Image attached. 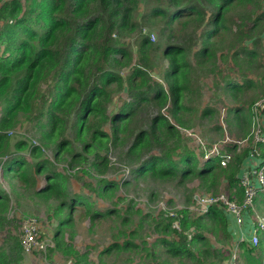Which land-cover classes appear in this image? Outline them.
<instances>
[{"label": "trees", "instance_id": "1", "mask_svg": "<svg viewBox=\"0 0 264 264\" xmlns=\"http://www.w3.org/2000/svg\"><path fill=\"white\" fill-rule=\"evenodd\" d=\"M139 19L162 24L159 34L166 41L161 50L165 62L162 77L153 71L156 49ZM263 33L264 0H0L1 174L33 191L38 200L56 201L51 210L58 221L55 249L76 264H88L87 253L63 247L57 238L73 223L76 208L92 225L115 216L125 227L130 216H141L129 234L118 229L113 235L114 239H127L113 241L100 255L138 249L130 239L139 237L145 217L134 205L121 213L117 206L124 199L114 195L121 188L150 179L174 183L186 201V207L172 215L160 211L150 220L149 231L160 236L154 246L165 248L166 254L179 259L178 264L186 259L192 264L225 262L208 236L219 235L221 245H231L228 216L216 203L203 215L193 217L188 209L195 193L187 184L198 180L203 193H225L241 202L244 190L238 176L254 144L251 138L242 149L228 144L225 149L233 158L221 167L218 157L205 159L203 151L195 154L189 147L191 139L182 131L189 130L197 113L199 120L217 115L214 107L198 109L193 103L201 99L199 82L204 83L206 72L218 73L219 81L224 78L218 69L219 63L227 61L221 43L229 45L235 40L239 45L242 39L255 43L254 48L242 50L246 52L244 60L254 67L261 59L257 44ZM135 34L138 58L134 62L127 40ZM250 77L244 85L228 82L225 88L232 93L248 91L253 84ZM122 92L127 100L114 105L116 95ZM258 99L245 109L240 105L228 109L225 122L229 135L233 130L242 133L237 135L240 140L250 136L252 106ZM18 125H25L27 132L13 139ZM211 131L224 137L221 126ZM258 149L262 157L264 146ZM45 151L77 173L75 179L96 178L95 185L83 182V187L102 200L111 198L113 207L101 211L89 194H71L69 175L58 172L44 157ZM112 151L122 163H113L115 168L109 160ZM120 169L126 172L123 177L104 178L111 170L116 174ZM41 175L46 185L37 188ZM7 212L8 197L0 190V225L8 222ZM20 237L21 232L18 237L10 235L0 246V264H23ZM239 247L243 250L241 264H262L258 255L264 251L263 244L254 248L241 242ZM146 258L157 261L159 257L152 252Z\"/></svg>", "mask_w": 264, "mask_h": 264}, {"label": "rangeland", "instance_id": "2", "mask_svg": "<svg viewBox=\"0 0 264 264\" xmlns=\"http://www.w3.org/2000/svg\"><path fill=\"white\" fill-rule=\"evenodd\" d=\"M145 19H139V23H143ZM159 25V26H158ZM154 25L144 22L142 24V29L144 34L150 33L154 35V41L150 38V42L155 46L156 51L152 54L153 71L156 72L157 76L162 77V71L165 66L163 57L161 56V50L165 46V38L160 37L159 30L162 28V24ZM177 30V29H176ZM187 35L188 33L185 32ZM150 35V37H151ZM137 34L134 35L132 39L127 40L132 47L134 53V62L137 60L136 54V41ZM174 43V40H172ZM244 43V42H243ZM241 43L237 45V42L233 40L229 45L223 42L220 45V50L227 56V61L218 64V69L221 71V77H224L220 81L218 80V73L213 75L209 72L205 73L204 83L202 80L199 82V90L201 94V99L193 103V107L201 109L206 106L214 107L217 110V115L213 118H207L205 120H199L197 117L200 113L194 116L193 124L189 128L190 132L193 133L194 137L190 140L189 147L195 154H200L201 151L208 152L210 147L222 140V136L218 133L212 132L211 129L221 126L223 132L226 128L228 109L236 105H240L245 109L251 100L249 95L251 92H230L227 91L225 86L228 82L244 85L247 76H252L258 82L263 83L262 72L260 69L259 60L258 66L252 67L251 61L244 60V54L246 52L242 51L246 47H252V44L244 46ZM233 49V51H231ZM230 52V53H229ZM194 52L190 53L189 60L192 61V55ZM236 53L235 55H232ZM231 57V58H230ZM243 58V59H242ZM248 59V58H247ZM257 62V61H256ZM249 70H247V69ZM241 89V88H240ZM122 100H127V95L125 92L116 95L113 104L120 105ZM225 109V114H221V110ZM225 126V127H224ZM15 136L13 139L23 136L25 131L27 132L25 125H18L16 127ZM228 131V130H227ZM224 140V137H223ZM44 157L52 161L54 168L60 172L69 175L68 180V190L71 194H89L88 189L83 187V182H89L93 185L96 184V178L85 177L83 180H77L74 176L77 173L71 170L65 163H57L50 151H45ZM26 158L30 163L33 161L29 154H26ZM109 160L112 162V166L115 168L113 163L122 164L119 161V156L116 152L112 151L109 154ZM115 158V160H114ZM1 164V163H0ZM116 170H111L104 178L109 180L119 179L126 173L124 169H120L118 173ZM128 177V176H127ZM77 180V181H76ZM46 185L44 177H37V188L44 187ZM187 187L191 189L195 194L204 192L199 188V181L192 180L187 184ZM36 189V188H35ZM0 190L4 191L8 197V212L6 214V219L8 222H4L0 225V246L5 244L8 236H17L20 233L21 222L26 216H31L37 219L40 225L41 237L45 239L48 244H54V249L47 251L46 253L34 252L31 254H23V264H76L75 261L70 256L63 255L59 250L55 249L56 232L58 229V221L52 217V207L56 204L55 200H49L44 202L38 200L39 198L33 195V191H26L23 186L18 183L15 179L7 180L3 178L0 169ZM2 193V192H1ZM154 197L150 198V194ZM264 194V192H258L254 198L253 207H255V200L259 195ZM95 206L98 210H105L113 207L111 204V198L105 197L102 200L90 193ZM114 197H121L124 201L120 202L117 207H120L121 213H125L126 209L131 206H135L136 209L141 211V215L145 217L141 221L143 229L139 231V237H132L130 240L134 241L138 249L133 248L130 251H124L123 253L112 252L111 255L101 254L103 249L111 246L117 242H123L127 237L114 239L113 235H117L118 229L125 230L126 234H129L139 223L140 217L138 215L130 216L132 220L121 227L119 225V219L113 216L110 219H102L96 221L94 225L89 223L86 219L79 216V209L76 208L73 213V223H69L65 229L62 230L61 234L57 236L60 244L64 246H71L75 251L80 254L87 253L88 264H146L153 261V264L165 261L167 264H178L179 259H174L166 254L165 248L160 245H155L154 243L158 237L157 234H152L149 231V222L152 218H157L159 211H172L175 212L179 209L186 207L185 195L181 188L175 187L174 183L171 182H157L148 179L147 182H140L135 186H130L126 189L121 188ZM118 198V199H119ZM258 200H264V195L260 196ZM192 204V203H191ZM191 204L189 206H191ZM150 232V233H149ZM263 236V235H262ZM211 244L214 247H220V236L219 235H209L208 236ZM143 243H146L145 250L142 248ZM263 240V239H262ZM261 244V237L259 239V245ZM258 245V246H259ZM223 250V249H222ZM155 252L158 255L157 261L155 259H147L146 255L148 253ZM195 252H198L197 247ZM224 252V251H223ZM228 253V251H227ZM262 256L264 251L260 252ZM225 258L226 252H224ZM222 253V255H224ZM71 258V259H70ZM260 259V256L258 257ZM224 262L223 264H227ZM183 264H192L190 260L186 259Z\"/></svg>", "mask_w": 264, "mask_h": 264}, {"label": "built area", "instance_id": "3", "mask_svg": "<svg viewBox=\"0 0 264 264\" xmlns=\"http://www.w3.org/2000/svg\"><path fill=\"white\" fill-rule=\"evenodd\" d=\"M154 41V35H151ZM264 113V97L257 101L253 106V144H262L264 146V133L261 123ZM191 130L185 131L184 135L193 139L194 135ZM228 144H235L239 148H243L247 144V140H235L229 138L225 134L224 140L212 145L208 152L205 154V159L212 155L219 158L221 167H226L233 158V155L226 151L225 147ZM239 183L244 190L242 202H236L235 199H229L225 193L220 194H206L196 193L193 195L191 206H189V213L193 217L203 215L208 209L218 203L225 215L232 218L237 226L243 225L244 214L253 209L254 198L258 192H264V155L261 157V151L253 146L250 157L242 164L239 174ZM160 212V211H159ZM169 214L172 215V211ZM21 247L24 253L31 254L34 252L46 253L49 249L53 248V244L41 237L40 225L36 218L26 216L21 222ZM175 228H178L175 223ZM264 235V218L257 217L255 226L250 236L249 242L253 247L259 245L260 235ZM228 251V253H227ZM227 257V264H238L239 247L237 244L229 245L225 248Z\"/></svg>", "mask_w": 264, "mask_h": 264}, {"label": "crops", "instance_id": "4", "mask_svg": "<svg viewBox=\"0 0 264 264\" xmlns=\"http://www.w3.org/2000/svg\"><path fill=\"white\" fill-rule=\"evenodd\" d=\"M254 39H255V37H254ZM246 45H247V43H246ZM252 45H253L252 48H254L255 43L253 44V42H252ZM257 51L261 54V58H262L259 66H260V69L262 72V80L264 81V33L260 36V42L257 44ZM250 79L252 80L253 84H252L251 88L248 90L249 92H251V94L249 96L253 99H256V98L263 96L264 95V82L263 83L258 82L253 77H250ZM263 126H264V119H263ZM237 135H239V137H240L242 135V133H240L239 131L234 132L232 130V133L230 136L232 138H238ZM262 195H264V194H262ZM262 195H259L256 198L255 207H253V209H252V214L250 212H248L244 215L242 226H240V227L237 226L235 224L234 220L232 218L228 217V230L231 233V236L233 238L232 242H236L239 244L241 242H243L244 244H249V246L252 247L250 245L249 239H250V235L252 234L254 223H255L257 217L264 218V200H258L259 197ZM261 244H263V246H264V237H261ZM242 253H243V250H241L239 247V264H241L240 254H242ZM258 256H262V255L259 253ZM261 261H262V264H264V255L262 256Z\"/></svg>", "mask_w": 264, "mask_h": 264}, {"label": "clouds", "instance_id": "5", "mask_svg": "<svg viewBox=\"0 0 264 264\" xmlns=\"http://www.w3.org/2000/svg\"><path fill=\"white\" fill-rule=\"evenodd\" d=\"M151 35V34H150ZM151 38V37H150ZM241 42L244 44V46L246 45V40L245 39H242L241 40ZM264 97V95L263 96H261V97H259V99L257 100V101H259L260 99H262ZM256 101V102H257ZM255 102V103H256ZM254 103V104H255ZM254 106V105H253ZM253 106H252V116H253ZM221 114L222 115H224L225 114V109H222L221 110ZM252 119H253V117H252ZM263 119H264V113H263V117H262V120H261V123H262V126H263ZM225 127V126H224ZM263 128H264V126H263ZM185 131H188V130H185ZM185 131H182V135L183 136H185L184 135V132ZM224 131L225 132H223L224 133V137H225V134H227V136L229 137V138H232L230 135H229V133H228V131L224 128ZM263 133H264V130H263ZM252 134H253V121H252V131H251V134H250V136H248L246 139H244V140H247L248 141V138H251V141H252ZM223 139V138H222ZM232 139H235V140H240L239 138H232ZM240 141H242V140H240ZM253 143V142H252ZM235 145V144H234ZM247 145V144H246ZM259 145H262V144H254V146H256L257 148L259 147ZM237 146V145H236ZM245 147V146H244ZM243 147V148H244ZM240 149H242V148H240ZM232 154V153H231ZM240 171H241V169H240ZM240 174V173H239ZM238 179H239V176H238ZM240 184V183H239ZM237 202V201H236ZM242 202V201H241ZM240 203V202H239ZM250 211V213L252 214V210H249ZM246 213H248V211L246 212ZM245 213V214H246ZM244 214V215H245ZM254 226H255V223H254ZM254 228V227H253ZM253 231V230H252ZM263 235V234H262ZM262 235H260V237H264V235L262 236ZM251 236V235H250ZM237 244L238 245V247H239V243H236V242H232V244ZM231 244V245H232ZM20 245H21V241H20ZM54 245V244H53ZM250 245H251V243H250ZM229 246V245H228ZM252 246V245H251ZM227 246H223V245H221L220 244V250H221V252L224 254V252H225V248H226ZM253 247V246H252ZM258 247V246H257ZM257 247H254V248H257ZM21 249H22V247H21ZM52 249H54V247L53 248H51V249H49L48 251H50V250H52ZM223 249V250H222ZM224 251V252H223ZM22 253L24 254V252H23V250H22ZM224 256V258H225V254L223 255ZM227 261V258H225V262ZM238 264H239V256H238Z\"/></svg>", "mask_w": 264, "mask_h": 264}]
</instances>
